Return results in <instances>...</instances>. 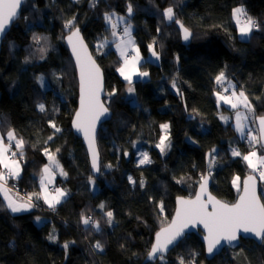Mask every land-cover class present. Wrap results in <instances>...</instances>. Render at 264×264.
Returning a JSON list of instances; mask_svg holds the SVG:
<instances>
[{
	"label": "trees",
	"instance_id": "1",
	"mask_svg": "<svg viewBox=\"0 0 264 264\" xmlns=\"http://www.w3.org/2000/svg\"><path fill=\"white\" fill-rule=\"evenodd\" d=\"M237 6L260 25L246 39L239 37L232 16ZM168 7L193 32L188 45L181 42L175 22L164 17ZM111 12L127 15L135 43L145 57L140 68L149 71L147 80L134 82V104L126 97L127 81L117 72L118 54L112 48L98 54L92 45L104 40L107 47L115 41L104 19ZM72 16L103 69L104 101L112 110L111 119L97 135L98 177L92 176L86 150L71 130L77 83L63 36L68 32L64 22ZM33 33L48 37L44 59L38 51L43 42L35 44ZM149 44L159 54L156 62L147 58ZM221 71L235 90L245 92L256 114H264V0H25L0 52V128L3 134L14 129L26 142L21 175L8 183L26 196L37 193L39 174L47 163L43 149L55 152L59 148L57 159L67 176H57L55 184L68 196L54 210L34 197L36 207L12 213L0 194V264H141L154 233L168 223L175 197L194 193L206 171V154L213 149L217 151L215 163L208 168L211 191L234 201L232 181L249 173V168L242 157L232 156L231 149L238 148L242 154L250 149L232 121L219 118L231 112L216 96L222 90L215 81ZM39 75L47 77L50 87L41 88ZM173 80L179 93L172 87ZM113 89L116 94L109 97ZM40 103L45 105L43 112ZM50 121L61 131L55 132ZM163 123L169 124L170 146L165 153L156 147ZM49 136L53 139L48 140ZM138 141L151 163H134ZM258 149L264 152L260 144ZM260 194L264 201L262 180ZM161 201L164 215L158 210ZM106 211L113 213L112 226L106 222ZM82 213L93 215L100 230L85 226ZM36 217L46 220L37 225ZM52 231L55 242L48 239ZM97 241L103 251L94 249ZM65 242H69L67 250ZM192 253L195 264H264V242L242 239L237 248H225L207 259L195 233L186 235L163 261L158 258L147 264H179V257L187 262L193 259Z\"/></svg>",
	"mask_w": 264,
	"mask_h": 264
},
{
	"label": "snow or ice",
	"instance_id": "2",
	"mask_svg": "<svg viewBox=\"0 0 264 264\" xmlns=\"http://www.w3.org/2000/svg\"><path fill=\"white\" fill-rule=\"evenodd\" d=\"M21 4L22 0H0V37L6 34L11 22L18 16V9H20ZM92 6L94 7L95 4L93 3ZM127 11L128 14L131 15L133 11L131 4L128 5ZM114 15V13H105L104 15L106 23H109L113 29V36L116 35L115 28L117 27V24L113 22ZM163 15L167 20L179 24L183 31V38L185 40L189 39L191 33L178 19H175L173 7L165 9ZM232 15L241 37H249L254 29L260 27L258 22L248 15L243 7L234 8ZM118 19L123 21L125 18L119 17ZM64 28L68 30L69 34L65 38L71 46L80 74V102L79 109L74 115L73 127L77 132L83 134L87 142L88 151L91 155L92 168L95 171H99L96 126L101 117L106 116L110 111L109 107L105 106V102L101 100L103 77L96 61L88 53L87 46L84 44L83 38L80 35L76 17L72 16L65 20ZM123 36L127 37V40H121L116 47L120 49V55L124 58V63L117 71L124 80L127 81L128 93L133 94L135 92L133 77H147L148 73L146 71H139L137 67L140 63L141 56L139 49L132 39L130 24L123 28ZM32 40L37 45H41L43 42V46H41L38 51L41 53L40 58L44 59L47 52L48 37L33 33ZM100 46L103 47V45ZM129 47L132 48L135 53V55L130 57L127 54V48ZM148 48L152 56L159 59V54L155 51L153 44H149ZM26 62H28V58H26ZM226 79L227 77L223 71L215 77V81L218 85H222ZM172 87L177 89L179 93L175 80L172 82ZM231 87L233 90L230 95H225L222 92L216 93L218 103L222 101L224 104L230 105L232 109L236 110V130L242 137L245 135V121L251 118L253 123L258 122V135H252L251 130H249L245 138H247L252 145L260 144L261 148L264 149V114H256L249 97L243 90L237 92L235 90V85H231ZM223 91L228 92V88H224ZM115 94L116 90L113 89L111 93H108V96L111 97ZM38 107L40 111H45V105L43 103L39 104ZM241 107L246 111H239ZM221 119L227 121L228 118L221 116ZM49 123L51 127L55 129V132L61 131L54 122L50 121ZM160 127L165 134L161 136L156 147L161 153H164L170 146L168 138L169 124L165 123L160 125ZM6 138L7 143L5 142V136L0 135V193L4 195L7 208L12 213L29 211L37 206L33 202V198L35 197L36 199H43L44 203L47 204L50 209L54 210L56 205L60 204L68 195L66 190L59 187L55 188L53 191H49L48 188V186L53 183L57 174L65 177L67 176V173L57 159V153L60 149L57 148L55 152L50 151L48 148L43 149L48 163L43 166L39 174L41 191L29 194L26 197L17 196L13 198V196L9 194L12 188L8 186V181L9 179H19L20 177L22 171L21 160L24 156L26 142L22 137H17L14 129L7 131ZM52 139L53 136L48 137V140ZM13 148H15V150H13ZM216 151V149H213L212 152L208 154V156L211 157L209 169H211L216 161ZM231 154L234 157H242L247 163L248 168H250L253 173L258 171L259 179L264 181V155H258L255 147L247 154H242L238 148H232ZM125 155H127V153H125ZM142 155L143 158L140 160V164L151 163L147 153H143ZM128 179L131 183L135 184L131 176ZM89 180L91 183H94L91 177ZM143 183V180H141V187H143ZM232 183L238 191L242 189L237 202L233 204L224 203L210 194L205 198L208 186V175L201 174L199 181L200 190L196 193L195 198H177L178 206L176 214L170 223H167L166 226H162L160 230L155 233V239L147 253V259L152 261L159 258L163 261L165 259V253L170 250V246L172 248L176 247L183 240L185 230L190 225L195 226L196 224H202L204 229L207 230V235L204 236V240L207 245L206 251L210 255L217 250L218 246H221L222 242H227L230 245L237 242L241 238V234H253L255 238L264 242V203H262L257 196L256 177L254 175H248L241 181V178L236 176ZM209 206H211V210H209ZM99 207L103 209L105 206L101 204ZM158 207L161 212L164 211L162 201L159 202ZM105 216L107 217L106 222L112 224V211L105 212ZM36 220L39 222L41 218L36 217ZM81 222L85 226L91 225L95 230H100V223L93 220L91 216H86L82 213ZM48 239L55 242L57 237L54 233H50ZM63 247L67 250L69 242H65ZM94 249L103 251L104 246L100 241H97L94 245ZM191 255L193 259L187 262L183 257H179V264H195V253Z\"/></svg>",
	"mask_w": 264,
	"mask_h": 264
},
{
	"label": "water",
	"instance_id": "3",
	"mask_svg": "<svg viewBox=\"0 0 264 264\" xmlns=\"http://www.w3.org/2000/svg\"><path fill=\"white\" fill-rule=\"evenodd\" d=\"M24 1H25V0H22L21 7H20V9H18V16H17V17L11 22L10 26H9L8 29H7L6 34H5L3 37H0V52H1V47H2V43H3V41H4V38L6 37L7 33L9 32V30H10L12 24H13V23L19 18L20 14H21V11H22V7H23V4H24ZM180 22H181V21H180ZM181 23H182V22H181ZM175 24H176V26H177V28H178V30H179V34H180V38H181V42H182L184 45H188V44L191 42V40H192L193 32H192L188 27H186V26L182 23V24L184 25V27L188 28L189 31H190V33H191V36L189 37V39H188V40H185V39L183 38V31H182L180 25L177 24V23H175ZM78 27H79V26H78ZM79 29H80V27H79ZM68 34H69V33L66 32L65 35L63 36V43H64L66 49L68 50V53H69V55H70V57H71V59H72V62H73V64H74V68H75V72H76V79H77V104H76V108H75V110H74V112H73V115H72V118H71V130H72V132H73L74 135H76L77 137L80 138V140H81V142H82V144H83V146H84V148H85V150H86V154H87V158H88V162H89L90 171H91L92 176H93V177H98V176L100 175V163H101L100 152H99V161H98V163H99V171H95V170L92 168L91 155H90V153H89V151H88L87 142L85 141L83 134L80 133V132H77V131L74 129V127H73V119H74V115H75V112L79 109V102H80V74H79V68H78V66H77V64H76L75 56H74L73 53H72L71 46L68 44V42H67V40H66V38H65ZM80 35H81L82 38H83L84 44L87 46L88 53H89V54L92 56V58L96 61V64L99 66V68H100V70H101L102 77H103V91L101 92V100H102V102H105V101H104V98H105V95H106V87H105V79H104L103 69H102V67L100 66V64L98 63L96 57L93 55V52H92V50H91L89 44L87 43L86 39L84 38L81 29H80ZM105 106L108 107L106 103H105ZM109 109H110V108H109ZM111 117H112V110L110 109L109 114H107V115L104 116V117H101L100 121L97 122V126H96V142H97V135H98V131H99V129L103 126V124H104L105 122L109 121V120L111 119ZM255 124H256V129H257V133H258V130H259V124H258V122H256ZM97 147H98V144H97ZM98 151H99V149H98ZM209 153H210V152L208 151L207 154H206V171H205V174H204V175H208V186H207V192L205 193V198H207V195L210 194L211 196L215 197L217 200H220L221 202H224V203L233 204V203L237 202V200H238V198H239V196H240V194H241L242 189H241V191H239V192L236 194V197H235L234 201H232V202H228V201H225V200L219 198L218 196H216V195L211 191L212 177H211V175H209V172H208L209 161H210V159H211V157L208 156ZM248 175H254V176L256 177V192H257V196L260 198V201H261L262 203H264V201H263V199H262V197H261V194H260V179H259L258 175H256V174L253 173V172H249V173L245 174V175L241 178V181H243ZM199 190H200V189H199V182H198L197 185H196L195 191H194V193H193L191 196L178 195V196L175 197V201H174V209H173V212H172V214H171V217H170L168 223L171 222V220L173 219V217H174L175 214H176V209H177V206H178V205H177V198H178V197H183V198H185V199H188V198H195V195H196V193H197ZM209 210H211V206H209ZM166 224H167V223H166ZM166 224L163 225V226H166ZM161 227H162V226H161ZM161 227H160V228H161ZM160 228H159L157 231H159ZM157 231H156V232H157ZM156 232H155V233H156ZM155 233H154V235H153L152 243L154 242V239H155ZM190 233H195V234L199 235V238H200V240H201V242H202V244H203V247H204V254H205V257H206L207 259H212V258L215 257L216 255L220 254L225 248H229V249H235V248H237V247L240 245V242H241L242 239H252V240H253L254 242H256L257 244H261V243H262V241L259 240L258 238H255V236H254L253 234H241V238H240L237 242H234L232 245L228 244L227 242H222L221 246H218L217 250H215L214 253L210 255V254H208L207 251H206V247H207V245H206V241L204 240V236L207 235V230L204 229L203 225H202V224H196L195 226H191V225H190V226L185 230V236L188 235V234H190ZM185 236H184V237H185ZM152 243H151V245H152ZM151 245H150V247H149V250H150V248H151ZM172 249H173V248L170 246V250H169L167 253H165V256H166V255H167ZM149 250H148V251H149ZM147 253H148V252H147ZM147 253L145 254L143 260L141 261V264L154 263V262L158 259V258H157V259L152 260V261L148 260V259H147Z\"/></svg>",
	"mask_w": 264,
	"mask_h": 264
},
{
	"label": "rangeland",
	"instance_id": "4",
	"mask_svg": "<svg viewBox=\"0 0 264 264\" xmlns=\"http://www.w3.org/2000/svg\"><path fill=\"white\" fill-rule=\"evenodd\" d=\"M237 7H241V6H237ZM111 13H114L115 15L113 16V22L114 23H116L117 24V27L115 28V32H116V34H117V29H119V26L122 28V30H121V35L120 36H117V35H115V36H113V39H115V41L113 42V43H111L110 45H108L107 47L105 46L106 45V41H101V40H98V41H94L93 42V48H94V50H95V52L96 53H98V54H100L101 52H105L106 50H107V48H112V49H114L115 50V52L118 54V56H119V58H120V65L118 66V68H120L122 65H123V63H124V58L120 55V49H118L117 47H116V45L118 44V43H120V41L121 40H127V37H124L123 36V28L124 27H126L128 24H130L131 25V36H132V39L134 40V37H133V34H132V24L130 23V22H128V17H127V15L126 14H119V13H116V12H111ZM233 16V15H232ZM119 17H124L125 19L123 20V21H120L118 18ZM236 23V22H235ZM108 25H110L109 23H108ZM110 27H111V25H110ZM236 27H237V25H236ZM112 28V27H111ZM238 28V27H237ZM112 31H113V29H112ZM239 35V34H238ZM239 37L240 38H242V39H246L247 37H241V35H239ZM134 42H135V40H134ZM100 45H103V47H101ZM135 45H136V47L139 49V47H138V45L135 43ZM154 47V46H153ZM139 51H140V49H139ZM156 51V50H155ZM157 52V51H156ZM127 54H128V56L130 57V56H133V55H135V53L133 52V50H132V48H127ZM140 56H141V60H140V63L144 60V56H143V54L141 53V51H140ZM148 59H150V60H152V61H158V59H156L155 57H153L152 56V54H151V52L149 53V55H148V57H147ZM140 63L137 65V67H138V69H139V71H146L147 73H148V76L147 77H138V76H134L133 77V81L135 82V81H145V80H147L148 78H149V71L147 70V69H141L140 68ZM117 68V69H118ZM118 72V71H117ZM118 74H119V76L124 80V78L121 76V74L118 72ZM38 82H39V84H40V86H41V88L42 89H47L48 87H50V83L48 82V79H47V77L45 76V75H39L38 76ZM76 83H77V79H76ZM223 85H228V86H231V83H229V81L228 80H225V82L223 83ZM133 87H134V83H133ZM237 91V90H236ZM240 91V90H239ZM239 91H237V92H239ZM219 92H222L223 94H225V95H230L231 94V91L230 92H224V91H222V90H220ZM126 97L128 98V100H129V102L131 103V104H134V103H136V101H137V99H136V90H135V92L133 93V94H129L128 93V91L126 92ZM220 104H223V105H225L226 107H228L230 110H231V112H229V113H223V114H220L219 115V118H220V120L222 121V122H229L230 120L232 121V125L234 126V128H235V130H236V118H235V111L236 110H234V109H232L231 107H230V105H227V104H224L222 101H220L219 102ZM41 104V103H40ZM239 111H241V112H245L246 110L245 109H243L242 107L239 109ZM221 116H224V117H227L228 119H227V121H225V120H222L221 119ZM245 123V125H246V127H245V135H244V137H242L241 136V134L236 130V133H237V135L239 136V138H241L242 140H243V142L244 143H246V145L249 147V151H251L252 149H253V147H255V150L257 151V153H258V155H264V152H261L259 149H258V146H259V144H256V145H252L251 144V142L247 139V138H245L247 135H248V133H249V130H251V132L254 134V135H258V133H257V129H256V124L255 123H253L252 122V120H251V118H249V120H247V121H245L244 122ZM163 124H165V123H163ZM162 125V124H161ZM7 133V132H6ZM6 133L5 134H3L2 133V131H1V128H0V135H3V136H5V142L7 143V138H6ZM165 133L163 132V130H162V134H161V136L162 135H164ZM161 136H160V138H161ZM160 138L158 139V142H157V144L159 143V141H160ZM140 141H138V142H136V143H134V149H135V158H134V163L136 164V165H144V164H140V160L143 158V153H147L148 154V152H147V150H146V148L145 147H143V146H139V143ZM14 143V142H13ZM156 144V145H157ZM168 149V148H167ZM167 149H166V151H167ZM13 150H15V148H13ZM165 151V152H166ZM248 151V152H249ZM164 152V153H165ZM247 152V153H248ZM246 153V154H247ZM149 156V155H148ZM245 162V161H244ZM47 163H48V159H47ZM246 163V162H245ZM145 164H147V163H145ZM247 164V163H246ZM248 167V166H247ZM252 172V170L249 168V172ZM257 175H258V177H259V172L257 171V172H255ZM57 176H61V175H59V174H57L55 177H57ZM130 177V175H127V178H129ZM236 177V176H235ZM234 177V178H235ZM129 180V179H128ZM39 181V180H38ZM9 182V181H8ZM130 182V181H129ZM131 183V182H130ZM8 184H10V183H8ZM92 184V188H93V190H95L96 189V186H95V184H93V183H91ZM133 184V183H132ZM38 186H39V184H38ZM58 186L55 184V183H53L52 185H50L49 186V191H53L55 188H57ZM234 188H235V190H236V194L239 192L238 190H237V188L234 186ZM38 192H40V190L38 191ZM37 192V193H38ZM0 194H2V196H3V198H4V195H3V193H0ZM11 196H13V198H16L17 196H19V197H23V196H21V195H19L16 191H14L13 189H12V191L9 193ZM6 202V201H5ZM7 203V202H6ZM158 210L160 211V209H159V207H158ZM22 212H24V211H22ZM107 212V211H106ZM164 212L165 211H163V212H161L160 211V213H161V215H164ZM90 215V214H89ZM88 216V215H87ZM92 218H93V220H94V217H93V215H90ZM104 217L107 219V217L105 216V212H104ZM41 218V220L39 221V222H37V220H36V218H35V223L37 224V225H41V224H43L44 223V221L46 220L45 218H43V217H40ZM113 223H114V220H113ZM113 223L112 224H108L109 226H112L113 225ZM52 233H54V231H52ZM55 234V233H54Z\"/></svg>",
	"mask_w": 264,
	"mask_h": 264
},
{
	"label": "built area",
	"instance_id": "5",
	"mask_svg": "<svg viewBox=\"0 0 264 264\" xmlns=\"http://www.w3.org/2000/svg\"><path fill=\"white\" fill-rule=\"evenodd\" d=\"M121 30H122V28L119 26V29H117V34H116L117 36L121 35ZM219 88L222 89V91L224 90V88H228V92L233 90V88L231 86H228V85L225 86L223 84L219 85ZM8 186L10 188H12L14 191H16L19 195L26 197V194L24 191H20L18 188H14V187L10 186L9 184H8ZM88 216H90V215H88Z\"/></svg>",
	"mask_w": 264,
	"mask_h": 264
},
{
	"label": "crops",
	"instance_id": "6",
	"mask_svg": "<svg viewBox=\"0 0 264 264\" xmlns=\"http://www.w3.org/2000/svg\"><path fill=\"white\" fill-rule=\"evenodd\" d=\"M237 30H238V29H237ZM238 34H239V31H238ZM239 35H240V34H239ZM237 91H239V90H237ZM251 134L254 135L252 132H251ZM20 175H21V174H20ZM55 179H56V177H55ZM55 179H54L53 183H55ZM53 183H52V184H53ZM38 184H39V190L41 191L40 177H39ZM52 184H50V185H52ZM50 185H49V186H50ZM49 186H48V188H49ZM58 187L61 188V189H63V188L60 187V186H58ZM64 190H65V189H64ZM1 196H2V194H1ZM67 196H68V195H67ZM67 196H66V197H67ZM66 197H65V198H66ZM2 198H3V196H2ZM65 198H64V199H65ZM64 199H63V200H64ZM3 200H4V198H3ZM63 200H62V201H63ZM4 201H5V200H4ZM41 201L44 203L43 199H41ZM5 203H6V202H5ZM44 204H45V203H44ZM46 205H47V204H46ZM47 206H48V205H47Z\"/></svg>",
	"mask_w": 264,
	"mask_h": 264
},
{
	"label": "bare ground",
	"instance_id": "7",
	"mask_svg": "<svg viewBox=\"0 0 264 264\" xmlns=\"http://www.w3.org/2000/svg\"><path fill=\"white\" fill-rule=\"evenodd\" d=\"M224 200V199H223ZM226 201V200H225Z\"/></svg>",
	"mask_w": 264,
	"mask_h": 264
}]
</instances>
